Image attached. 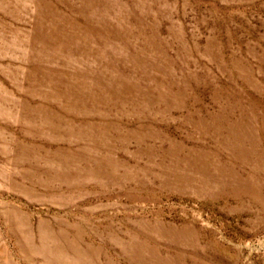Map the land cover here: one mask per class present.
Returning a JSON list of instances; mask_svg holds the SVG:
<instances>
[{"label":"rangeland","instance_id":"obj_1","mask_svg":"<svg viewBox=\"0 0 264 264\" xmlns=\"http://www.w3.org/2000/svg\"><path fill=\"white\" fill-rule=\"evenodd\" d=\"M0 264H264V0H0Z\"/></svg>","mask_w":264,"mask_h":264}]
</instances>
